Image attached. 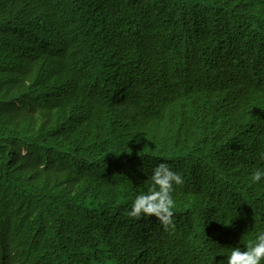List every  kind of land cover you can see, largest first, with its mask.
<instances>
[{
  "label": "trees",
  "instance_id": "1",
  "mask_svg": "<svg viewBox=\"0 0 264 264\" xmlns=\"http://www.w3.org/2000/svg\"><path fill=\"white\" fill-rule=\"evenodd\" d=\"M60 13L64 16L58 19ZM55 29L59 31L58 38L67 33H76L78 37L64 40L57 51L42 50L40 34L49 35ZM194 30L198 34L192 35ZM208 36L221 43L229 41L235 44L231 42L235 41L248 49L264 51V0H0V92L17 91L13 99L0 102V186L5 185L10 178L18 177L0 192V245H26L20 250L0 248V264H14V260L18 261L16 264H24V261L30 264H59L65 261L63 256L70 259L66 264H121L119 258H104L110 252H118L128 245L143 241L152 245L153 252L161 249L182 250L184 254L175 260L190 262L189 227L200 218L183 207V199L189 193L201 194L209 187L193 183L190 189L179 190L178 185H174L173 198L182 196L175 202L173 209L175 227L165 230L154 216L136 219L127 215L138 192L143 187L152 186L150 180L134 169L128 170V160L109 167L91 164V156L88 159L84 155L89 150L99 151L94 147L98 140L104 147L111 140L107 132L127 128L125 120L130 113H137L149 106L155 110L165 106V103L151 104L150 96H179L178 92L184 87L177 86L176 82L167 83V87L162 88H154L151 84L184 78L185 74L174 75L173 72L179 71L187 62L196 60V55L201 52L193 50L195 44L205 45L204 39ZM30 45H34L38 51L27 52ZM102 48L109 53L106 63H102ZM233 50L225 49L223 52ZM18 51L27 54L16 56ZM69 52H77L80 59L84 60V70L75 68L67 55ZM239 55L243 56V53ZM116 60L120 64V74L131 72L132 78L124 80V76H115L104 83L95 79ZM15 65L26 68L18 70L14 68ZM219 65L226 66L224 63ZM156 66L157 69L153 70ZM230 69L231 66L224 67V70ZM184 71L190 72L187 69ZM162 72L166 76L160 78ZM189 76H193L192 72ZM211 77L215 78L214 75ZM227 78L234 80L231 75H227ZM62 84L72 85L68 89L76 95H87L84 99L90 97L106 104L116 101L125 111L102 104L94 106L91 102H69L68 98L58 97L64 92L60 88ZM230 85H224L220 91L202 97L205 101L197 108L193 101L187 102L184 112L185 117L189 118L187 124L191 123V129L195 131L192 138L202 143L225 135H237L240 142L249 140L253 144H264V127L260 125L256 114L248 113L246 116L253 123V135L242 136V120L237 117L240 107L225 109L223 115L219 112L229 100L225 94L235 97L228 92ZM234 86L242 95L238 102L259 99L264 103V95L253 90L247 81L240 79ZM217 87L206 85L207 89ZM108 96L113 97L109 99ZM17 98H28L33 102L50 101V105L18 107L12 102ZM61 103H67L70 108L58 107ZM250 106L253 112L264 114L255 104ZM72 108L84 110L73 111ZM99 111H103V115H99ZM188 113L214 117L196 119ZM32 116H38L42 121L31 120L20 124ZM15 118H19L18 122H15ZM220 124L226 126L213 128ZM213 130L217 131L211 132ZM117 138L122 142L130 141L126 135H117ZM111 145L119 143L113 142ZM226 148L219 146L217 149ZM127 149L116 151L128 157ZM186 150L202 159L216 151L213 148L201 153L188 148ZM104 154L118 156L116 152ZM75 159H81L82 163H76ZM97 168L100 171H96ZM117 175H124L120 183L109 179ZM30 181H35V184L30 185ZM223 189L215 187L214 193L225 195ZM226 191L236 193L233 189ZM204 197H210V194ZM34 199L33 206L47 208L49 216L44 217L43 212H37L39 219L33 223L28 214L35 212L28 211L27 206ZM3 202L5 204L1 206ZM68 205L74 207L67 210L66 215H62V211H55L57 207L63 206V209ZM75 217H87L92 223L87 228L89 230L100 225L108 226L85 236L71 234V231L84 228L78 222L71 221ZM207 218L220 231L224 220H220L216 214L208 215ZM57 221V227L49 229L48 224ZM146 228H153L155 232L147 233ZM32 234H37L38 238L29 239ZM130 236L134 240L123 242ZM148 244L131 251H142ZM45 251L53 254L44 256L42 253ZM119 256L124 257L122 253ZM148 256L156 260L164 254ZM125 258L128 259L127 264H133L131 257ZM50 260L53 262L48 263Z\"/></svg>",
  "mask_w": 264,
  "mask_h": 264
},
{
  "label": "bare ground",
  "instance_id": "2",
  "mask_svg": "<svg viewBox=\"0 0 264 264\" xmlns=\"http://www.w3.org/2000/svg\"><path fill=\"white\" fill-rule=\"evenodd\" d=\"M226 5L230 6L229 3H226ZM64 16L63 13L58 14L57 18L60 19V17ZM49 29H51V26H48ZM102 30V28H99ZM249 30V29H248ZM58 30H54L51 34L47 35L44 33H41L39 36V40L42 43V50L49 51V50H56L57 47L66 39H73L78 37V34L76 33H67L63 37L58 38ZM192 35L198 34L197 30H194ZM105 37H101V39H104ZM205 45L200 46L199 44H195V49L198 50V52H201L200 54L196 55L195 61H189L186 65H182L181 69L179 71H174V75L179 74H185L184 78L176 79L173 78L171 81H167L165 83H152L151 86L154 88H162L167 87V83H173L176 82L177 86H183V90L178 92L179 96H168V95H156V96H150L151 104H160L165 103V106L161 110H155L151 109L149 106L146 109H140L137 113H130L126 117V122L128 123L127 128H122L118 131H112L107 132L106 135L111 137V140L106 142V145L102 147L100 145V140L94 144L95 148H98L99 151L95 152L93 150H89L86 152L85 157L91 156L92 163L91 164H97V165H106L109 167H112L115 163L120 162L122 160H132L141 158L144 159L145 155H149L151 157H156L160 160L159 163L164 161L167 157L168 158H179L180 154L184 152V148L192 149L198 153L204 152L210 148L215 149L216 151L214 153H210L209 156L211 159L209 160L210 164L213 165H204L198 168V178H202L205 176V171L217 168L221 169L227 176L228 179H243V178H251L254 173V168L258 166H264V144L258 143V144H252L249 146V148L244 151L238 158H230L229 155L235 153L240 147H242L244 144L238 140L237 135H225L224 137H220L218 139H214L207 142L199 143L198 140L192 138L193 134H195V131L191 129V123L186 124L189 121V118H186V113L184 112V107L186 106L187 102L193 101L196 105L195 108L198 107V105L205 100L202 98L205 95L210 94V92L214 91H220L224 85H230L229 91L230 93H233L235 97H231L230 94H225V96L229 99L223 106L220 108L219 112L223 115L225 109L233 110L236 109L238 106L240 107L238 111L237 117L242 120L241 126L243 127L244 131L242 133V136H252L254 133V126L253 123L250 120L246 119V116L248 113H254L257 115L258 120L260 122V125L264 127V114H259L260 112L254 111L253 107L250 106V104H255L256 107L261 111L264 112V103H262L259 99H251L249 104L248 102L240 103L238 102V99L242 98V95L239 93L238 89L235 88L237 86H234V83L238 80L242 79L247 81V83L252 87L253 90H256L264 95V51L261 50H255V49H248L245 45L239 44L238 42H234L235 44H231L229 41H225L221 43L218 39L213 40L211 36H208L204 39ZM229 46L230 48H227ZM102 56H103V62L106 63L109 60V53L105 48H102ZM225 49H234L233 52H223ZM31 53H35L38 51V49L34 45H30V48L28 49ZM27 52L18 51L15 53L16 56H23L26 55ZM243 53V56H240L239 54ZM211 54H215L216 56H211ZM68 57L70 60L73 61L75 68L78 70H84L86 68V65L84 63V60H81L77 52H69ZM251 56H258V58H251ZM118 57V56H117ZM37 61V60H34ZM220 63L226 64V66L219 65ZM231 66L230 71L224 70V67ZM90 67V66H89ZM120 64L118 61H113L108 65V68L105 71H101L98 75L95 76V79L100 82H106L112 77L124 76V80H128L129 78L133 77V74L131 72H125L122 75L119 72ZM14 68L18 70H24L25 66H18L15 65ZM157 66L153 69L156 70ZM184 69L190 70L192 72L193 76L190 77V72H185ZM207 72L206 75H203V73ZM63 75V74H62ZM214 75L215 78H212L211 76ZM227 75H231L234 80L228 79ZM166 76V73H163L159 75L160 78ZM148 81V80H147ZM218 81L220 83H218ZM218 85L217 88L213 89H207L206 85ZM60 88H63L64 92L62 95H59L58 97H65L68 98L69 102H81V103H92V105L97 106L98 104L105 105L108 108L118 107L121 111H125L124 107L120 106L116 101H111L109 104H106L104 101L101 100H92L90 97H87L84 99L87 95H76L75 92L71 89L72 85L70 84H62ZM118 88V87H115ZM177 90V87L175 88ZM109 91H112L111 88L108 89ZM97 91V90H95ZM17 94V91L15 90H7V91H1L0 92V102H5L8 100H11L15 97ZM42 97V96H39ZM113 96H108L109 99H111ZM246 101V100H245ZM15 106L18 107H29L33 106L35 104L41 105V106H49L50 101H44L39 100L37 102H33L31 99L28 98H17L12 101ZM58 107L60 108H70L67 103H61ZM73 111H82L84 109L79 108H72ZM99 115H103V111H99ZM190 117L194 118H212L214 116H211L209 114H200L195 115L192 113H188ZM158 117L155 123H153L154 118ZM15 122H18L19 118L14 119ZM31 120L34 121H42V118L38 116H32L30 118H25L20 122L22 123H28ZM226 125L220 124L215 125L213 128H224ZM126 130H130L133 133H127ZM181 131L179 134L178 132ZM217 130H213L211 132H216ZM117 135H126L130 138L135 139V141H128V142H122L119 138H117ZM207 137V135L205 136ZM143 138H151L156 139L159 141H163L165 144L157 145L155 143L151 142H145L143 144L136 145V142L140 141V139ZM113 142H118L119 145H111ZM62 145H65L61 141ZM226 146V149H217L218 147ZM129 148L126 151L130 152L131 150L135 149L136 152L134 154H131L130 157L124 156L125 154H122L116 149L122 150L123 148ZM110 152H116L118 153V156H106L104 153H110ZM217 152H220V155L215 156ZM72 156H75L74 153H71ZM14 157V156H10ZM191 161L185 165H181V163H175L174 165L168 164L170 168L176 167L177 171L181 170H187L189 168H196L197 163L202 161V158L197 155H191L190 156ZM76 163H82L81 159H75ZM158 163V164H159ZM90 164V165H91ZM157 164V165H158ZM156 165V166H157ZM138 164H132L128 170L136 168ZM86 168V167H85ZM96 171H100L98 168ZM104 171H108V169H105ZM124 175H117L111 177V179L118 181L120 178H123ZM18 179V177L10 178V180H7L6 184L3 186H0V192L4 191L5 188L15 182ZM1 181V178H0ZM73 181H76L74 179ZM30 185L35 184V181H30ZM150 187L146 188L143 187L141 191L138 192V194H141L143 192H147ZM229 188V185H226L223 189V192L225 193L224 196L219 198L218 203L216 204H210V210L207 212V214H210L212 212H215L221 208H225L224 213L227 214V216L224 218V223L220 226V239H223L224 241H227L228 237H232L235 241H239V243H232V246L234 247H240L241 249H244L245 244L248 240H251V237L253 235L257 236L259 233H264V225L258 224L257 222H252L246 217H242L241 215L244 214L247 217H259L255 214H252L250 212H243L240 213L242 207L244 204H246L247 201L251 199H257V198H263L264 197V189L260 190L259 196H256V190L259 188V185L255 186V189H249L246 188L247 191H249V197L247 201H243L239 203L240 200V193H227L226 189ZM211 193V190L206 189L201 194H197V197L201 199L205 194ZM180 196H176L174 198V201L176 202ZM225 200H231L230 204L227 206H222L221 202ZM36 200L34 199L30 204H28L27 209L28 211H34L35 214H28V218L31 222H36L39 219V215H37V212H43V216L47 217L49 214L46 212L47 208H41L34 207L33 204ZM81 201V200H79ZM33 203V204H32ZM199 201H196L194 204H198ZM5 202L2 203L1 206H3ZM63 206L55 208L57 212L62 211V215H66L67 210H71L74 206L68 205L62 209ZM91 210H94L93 207H90ZM89 210V207H88ZM258 211L263 212L264 217V208L262 206H257ZM199 211H203V209H200ZM19 213H22L20 211ZM179 212H177L178 214ZM217 217H220L219 214H216ZM155 219V217H154ZM221 219V218H219ZM71 221L78 222L80 225H82L84 228L83 230H78L76 232L71 231V234H79L80 236L89 235L93 230L94 231H100L108 226V224L100 225L95 227L92 230L87 229L89 226L92 225V223H89L87 217H75L72 218ZM59 221H57L54 224H48L49 229H55L58 225ZM152 230H148L146 228V232L153 234L155 232V229L151 228ZM24 233V232H22ZM15 234H21V233H15ZM104 237V236H101ZM29 239H37V234H32L28 237ZM134 240V237L130 236L125 239H123V242H131ZM89 242V241H88ZM144 244H148V241H143L139 243H135L132 245H128L125 248L119 250L118 252H110L106 255L104 258L105 260H108L110 257L119 258L121 260V264H127L128 259L125 257H131L133 264H162L164 262H167L168 264H196L193 259L190 260V262H186L185 260H178L175 259L179 256H182L184 252L182 250L178 249H171L168 251L164 250H156L155 252L152 251L151 247L152 245L149 243L148 247L144 248L142 251L139 252H132L133 249H138L141 246H144ZM188 244V243H187ZM58 245H62V243H59ZM25 243L21 244L18 247H8L4 244L0 245V248H10L15 250H20L22 248H25ZM227 248H224V251H227ZM231 252V251H230ZM53 254L51 251H45L42 254L46 256L47 254ZM119 253H122L124 257H120ZM164 254L161 259L151 260L148 255H161ZM219 257L213 261H206L205 264H221L223 263V254H219ZM65 261L63 263L59 264H66L70 259H68L66 256H63ZM141 261H145V263H142ZM18 261L14 260V264H16ZM53 261L50 260L48 263H52ZM29 261H24V264H30ZM262 264H264V261H262Z\"/></svg>",
  "mask_w": 264,
  "mask_h": 264
},
{
  "label": "clouds",
  "instance_id": "3",
  "mask_svg": "<svg viewBox=\"0 0 264 264\" xmlns=\"http://www.w3.org/2000/svg\"><path fill=\"white\" fill-rule=\"evenodd\" d=\"M158 118H154L153 123ZM187 124V123H186ZM133 133V132H131ZM179 134L181 131L178 132ZM130 141L135 139L130 138ZM145 142L155 143L157 145L165 144L163 141H159L151 138H143L136 142V145L143 144ZM244 145L240 147L235 153L229 155L230 158H238L244 151H246L250 145L253 144L251 141L242 140ZM184 152L180 154L179 158H166L161 163L156 157L145 155L144 159L137 158L128 160L129 165L138 164L135 171L143 174L147 180L152 182V186L146 193L139 194L131 207V210L127 212V215L132 218L139 219L142 216H154L163 226L165 230L174 228L173 222V209L175 208V201L173 198L174 185H178L179 190L190 189V184L199 183L209 187L211 190L210 197H202L199 199L196 193H189L183 199V207L190 213L198 216L200 219L195 221L189 227V250L192 253V259L196 264H205L206 261H213L217 259L219 254H223V263L221 264H262L264 261V233H259L257 236L253 235L255 239L248 240L245 244L244 249L240 247L232 246L235 241L232 237H228L227 241L220 239V233L215 229L214 224L207 218L208 215L219 214L220 220H224L227 216L224 213L225 208H221L215 212L207 214L210 210V204H216L219 198L224 196L222 194H215V187H224L229 185L227 189H233L236 193H240V201H247L249 197V191L246 188L255 189L256 185L259 188L256 190V196H259L260 190L264 189V166L255 167L253 176L251 178L243 179H228V176L217 168H212L205 171V176L198 178V168L204 165H210L209 160L211 157L202 159L201 162L197 163L196 168H189L187 170L177 171L176 167L170 168L168 164L174 165L175 163H181L185 165L191 161V154H189L184 148ZM136 152L135 149L128 152V157ZM220 154H215V156ZM159 163V164H158ZM168 163V164H167ZM158 164V165H157ZM157 165V166H156ZM111 179V177H109ZM120 183L119 179L116 181ZM199 201L198 204H194ZM231 200H225L221 202L222 206L229 205ZM257 206L264 208V197L251 199L243 205L240 213L250 212L259 217H247L242 214V217H246L252 222L264 225V217L262 211L257 210ZM203 209V211H199ZM224 251V248H227ZM231 251V252H230Z\"/></svg>",
  "mask_w": 264,
  "mask_h": 264
},
{
  "label": "water",
  "instance_id": "4",
  "mask_svg": "<svg viewBox=\"0 0 264 264\" xmlns=\"http://www.w3.org/2000/svg\"><path fill=\"white\" fill-rule=\"evenodd\" d=\"M254 139H257V137H255ZM247 141H249V140H247ZM252 142V141H251Z\"/></svg>",
  "mask_w": 264,
  "mask_h": 264
}]
</instances>
